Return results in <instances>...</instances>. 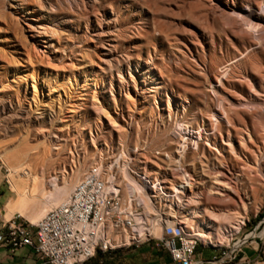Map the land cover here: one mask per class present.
<instances>
[{
	"label": "rangeland",
	"instance_id": "1",
	"mask_svg": "<svg viewBox=\"0 0 264 264\" xmlns=\"http://www.w3.org/2000/svg\"><path fill=\"white\" fill-rule=\"evenodd\" d=\"M10 1L0 0V151L25 143L36 152L34 161L45 157L37 170L44 169L48 181L76 165L83 176L101 158L118 168L123 153L129 174L133 160L135 169L177 181L182 132L199 142L195 154L187 141L183 166L201 184L184 205L176 198L170 214L179 223L183 215L190 218L186 227L200 241L195 258L220 257L244 240V264H264V13L257 34L244 33L241 17L247 5L259 12L264 0H22L23 13ZM31 16L50 27L54 44L40 56L46 37L32 35ZM220 105L242 132H228L224 123L216 140L221 155L188 133L204 128L210 136L212 113L224 117ZM218 158L236 165L230 184L241 191L244 209L212 202L220 197L210 193L214 178L224 169ZM1 167L8 186L0 161ZM196 193L201 205L190 202ZM10 197L4 189L2 202ZM231 212L248 219L240 233ZM204 231L212 232L213 244L196 235ZM144 246L139 253L120 250L116 264L168 259L154 243Z\"/></svg>",
	"mask_w": 264,
	"mask_h": 264
},
{
	"label": "built area",
	"instance_id": "2",
	"mask_svg": "<svg viewBox=\"0 0 264 264\" xmlns=\"http://www.w3.org/2000/svg\"><path fill=\"white\" fill-rule=\"evenodd\" d=\"M112 163L94 164L70 198L49 211L37 225L21 217L18 222H1L0 246L12 252L32 248L49 264H86L99 253L150 243L163 248L172 264H233L237 260L244 240L223 250L220 257L197 260L200 241L170 215L177 197L171 195L168 178L135 169L132 160L130 168L140 187L135 191Z\"/></svg>",
	"mask_w": 264,
	"mask_h": 264
},
{
	"label": "bare ground",
	"instance_id": "3",
	"mask_svg": "<svg viewBox=\"0 0 264 264\" xmlns=\"http://www.w3.org/2000/svg\"><path fill=\"white\" fill-rule=\"evenodd\" d=\"M10 3H11V8L17 12L23 13V11L26 10L24 6L25 3L22 0H11ZM32 13L33 11H30V10L27 11V14H32ZM241 13L242 15L239 13L238 14L241 15V17L243 18L242 23L244 24L245 34H254V33L257 34L262 30L261 29L262 24L260 23L261 17L259 14L264 13V5L260 6L259 12L254 10L252 6L247 5L246 7L242 9ZM40 20H41V17L36 18L35 16L28 17L27 19L28 27L33 33L32 34L33 36L37 35V37L38 36L46 37L41 40V42L43 43V47H42L43 51H41L40 49H37L38 56H40L41 52L46 53V50L44 49H50L54 46L52 39L47 36V33H49L50 27H48L45 24L38 25V22ZM11 47H14V45ZM16 63H18V61ZM21 65H22L21 63L20 64L18 63L16 67H19ZM34 91L36 92V87H34ZM220 108L223 111L221 112V115L223 114L224 117L221 121L219 120L217 113H212L211 118H214L215 124H212L213 133L212 134L210 133V136L206 134L207 129H204V128H198V131H196L195 128L189 127L188 133L189 134L191 133L192 135L197 134L199 136L200 141L201 140L205 141V146H208L212 148L213 150L218 151V153L221 155V152L216 148V140H217V136L223 132L224 126L226 125L228 127L227 128L228 132L230 131V129H232L235 132V134L238 136L242 132H240L241 129L238 128V126L236 125V122L233 121V119L230 117L228 112L225 110L224 106L220 105ZM177 133H176V136H177ZM181 133L179 132L178 134H179V137L183 140V144L180 145V150L177 151V153L180 155L179 156L180 159L177 161H175L176 159H174L176 168L178 169V171H180L181 179L178 181H171L168 178L166 182L167 184L170 185L171 191L173 192V194L171 195L174 197H177V200L180 203H183L184 205V202L182 201L183 198H185L186 196L188 198V195L194 191L196 183L197 184H201V183H198L197 180L194 179L183 166V163L186 161L188 152L190 150V145L187 143V141L192 140V138L191 139L185 138V136L182 135ZM183 134H185V132H183ZM194 139H196V136ZM212 140H214L215 144L212 143ZM240 141L242 142V140ZM106 145L108 146L107 143ZM192 149L195 154L199 151L200 145L198 141L192 140ZM258 149L260 148L258 147ZM35 155H36V152H34V149L29 147L25 143H21L18 146L7 148V149L0 151V161L2 162L3 166L6 168V180L10 186V190L16 195L15 199L11 201L10 203H8L6 207L7 208V212L5 215L6 221H10L14 218L15 215H19L21 218L28 221L29 223L33 225H37L49 211L63 205L70 198V196L74 192L76 185L84 177V175L81 176L82 171L81 169H78V166L76 165V166H72L71 170L64 169L62 175L59 178H53L48 181L47 173L45 172V170L44 169L42 171L37 170V165H41V163L42 165L45 164V157H42V156L38 157L34 161ZM123 157H124L123 165L121 166L120 164V167L118 168L116 167L115 169L118 171V174H120V176H122V178H124L126 182L132 186V190L139 191L140 187L136 184L134 175H131L128 173V169H127L128 157L124 153H123ZM200 161L203 163L202 160ZM220 161H221L220 169L221 168H224V169L218 171L217 173L221 175V179H219L218 176H216L213 182V185L215 186L216 189L214 188L210 190V193L212 195H218L220 197L212 198L211 200L216 205L217 204L220 205L223 202L221 206L222 208L236 207V206L242 205L244 209V200L242 198L243 196H242L241 191L237 187L231 186L230 184L232 177L235 175L236 165L234 164L233 167L231 168L228 166V164H226L224 160H220ZM99 164H103V158H101V161L99 162ZM194 165L195 163L193 162L192 166ZM203 167L205 166L203 165ZM244 167H246L245 162H244ZM155 174H159V172L156 171ZM256 174L257 173H255L254 176ZM152 175L154 176V174ZM256 176H260V175H256ZM165 194L167 196L170 195L167 193ZM191 198L192 200L190 199L191 200L190 202H195L201 205V200H202L201 193H196L195 196ZM226 198H227V202L225 201ZM194 213H197V212H194ZM170 215L174 218L176 217L173 214H170ZM230 215L235 217L234 228L237 233H240V231L242 230V227L246 224L248 220L247 217L244 215V213L241 214L238 212H231ZM195 217L201 218L203 216L198 213V215H196ZM181 218H182L181 225L183 229L185 230L186 233H191L188 231V228L192 227L188 223L190 221V218H188V215H183ZM203 224H207V222ZM211 227H214V226H212L211 223L208 224L207 228H211ZM157 233H158L157 234L158 236L159 232L157 231ZM211 233L204 231V232H197L196 235L200 238V240L203 243H205V246H208L214 243L213 236H212L213 234Z\"/></svg>",
	"mask_w": 264,
	"mask_h": 264
},
{
	"label": "crops",
	"instance_id": "4",
	"mask_svg": "<svg viewBox=\"0 0 264 264\" xmlns=\"http://www.w3.org/2000/svg\"><path fill=\"white\" fill-rule=\"evenodd\" d=\"M2 169L3 167H1L0 169V223L11 222L16 219L18 222V217H20L19 215H15L14 218L10 221L5 220V215L7 212L6 207L8 203L13 201L15 198H14V194L10 191V187L5 184V177L2 176ZM4 189L10 192L12 197L6 198L5 201L2 202L3 198L1 197L4 195ZM0 230H1V226H0ZM148 248H149L148 246H144L142 249L141 247H132L133 250L131 252L139 253L141 250H146ZM120 252L121 251L107 253V254L99 253L96 255L94 259H92L86 264H116L115 259H117ZM167 256L168 259L164 257L161 258L158 255L157 258H155L151 264H172L169 254ZM244 259L245 256L243 250L241 255L239 256L240 264H244ZM0 264H49V263L42 260L40 256H38L32 248L24 247L17 250L16 252H12V250L8 247L0 246Z\"/></svg>",
	"mask_w": 264,
	"mask_h": 264
},
{
	"label": "trees",
	"instance_id": "5",
	"mask_svg": "<svg viewBox=\"0 0 264 264\" xmlns=\"http://www.w3.org/2000/svg\"><path fill=\"white\" fill-rule=\"evenodd\" d=\"M260 217H262V215Z\"/></svg>",
	"mask_w": 264,
	"mask_h": 264
}]
</instances>
